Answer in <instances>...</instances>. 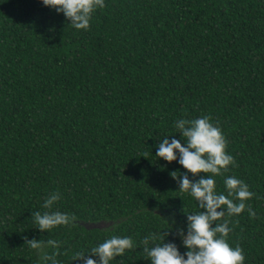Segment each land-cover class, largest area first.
I'll list each match as a JSON object with an SVG mask.
<instances>
[{
  "label": "trees",
  "instance_id": "16d2710c",
  "mask_svg": "<svg viewBox=\"0 0 264 264\" xmlns=\"http://www.w3.org/2000/svg\"><path fill=\"white\" fill-rule=\"evenodd\" d=\"M202 115L235 161L217 191L233 175L254 193L227 240L264 264V0H105L86 30L42 0H0V264H36L33 238L57 240L61 264L111 235L134 247L110 264H151L150 233L184 253L177 230L201 209L156 150ZM50 210L74 222L41 232L32 213Z\"/></svg>",
  "mask_w": 264,
  "mask_h": 264
},
{
  "label": "clouds",
  "instance_id": "9594fccd",
  "mask_svg": "<svg viewBox=\"0 0 264 264\" xmlns=\"http://www.w3.org/2000/svg\"><path fill=\"white\" fill-rule=\"evenodd\" d=\"M42 3L63 13L74 28L85 30L90 26L92 14L105 7V0H42ZM174 126L181 138L173 136L169 139L166 135L157 147L156 157L176 161L187 170L183 173L172 171L170 175L176 180L179 191L188 192L201 210L185 212L187 231L183 227L177 230L181 245L186 249L184 253L174 240L165 242L164 236L158 243V237L150 233L142 241L146 258L151 264H244L243 249L239 245H230L227 240L232 229L230 220L225 217L239 215L246 208L250 216H255V210L245 203L254 193L243 179L233 175L224 176L226 193L217 191L215 177L235 163L234 157L226 151L227 140L222 129L213 123L209 115L178 118ZM189 173L199 178H190ZM61 199L59 191L50 192L44 199L43 207L52 209L54 203ZM32 216L41 232L74 222L72 214L60 210L35 211ZM27 243L36 250V264H61L55 258L56 253L50 251L58 246L57 240L33 238ZM133 247L130 236L111 235L91 247L87 252L91 255L77 251L73 260H79L81 264H110L115 257Z\"/></svg>",
  "mask_w": 264,
  "mask_h": 264
}]
</instances>
